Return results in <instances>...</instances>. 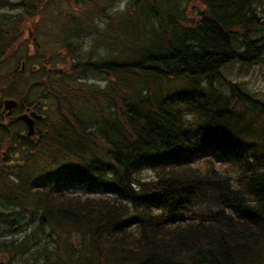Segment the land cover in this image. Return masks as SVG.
<instances>
[{"label": "trees", "instance_id": "trees-1", "mask_svg": "<svg viewBox=\"0 0 264 264\" xmlns=\"http://www.w3.org/2000/svg\"><path fill=\"white\" fill-rule=\"evenodd\" d=\"M179 1L136 0L131 16H110L103 8L106 32L90 19V9L87 15L63 12L69 30L86 24L93 28L80 31L98 37L89 43L65 37L73 60L68 67L57 69L48 58L32 70L28 89L39 87L38 93L25 94L18 106L43 110L36 140L24 135L25 126H4L0 99V201L40 216L23 241L5 239L0 250L28 249L47 225L51 240L34 251L30 264H262L264 101L237 83L228 81L226 92L216 82L234 63L264 62V0H198L204 9L196 20ZM157 2L165 5L159 25H141L138 19ZM1 4L23 6L14 23L0 16L3 55L19 42L21 26L37 25L43 11L30 1ZM17 22L18 30L11 26ZM108 42L117 52L107 57L77 52H96ZM32 48L29 58L42 55L38 43ZM15 72L0 74V95L19 80ZM89 73L106 75L109 84L79 80ZM44 100L54 107L44 111ZM17 150L27 159L13 160ZM41 158L44 171L35 164ZM220 158L234 168L222 169ZM201 159L206 167L192 164ZM147 169L153 178L143 179ZM5 170L38 176L21 186L4 179ZM74 187L114 195L81 196ZM74 236L82 240L75 243Z\"/></svg>", "mask_w": 264, "mask_h": 264}, {"label": "rangeland", "instance_id": "rangeland-1", "mask_svg": "<svg viewBox=\"0 0 264 264\" xmlns=\"http://www.w3.org/2000/svg\"><path fill=\"white\" fill-rule=\"evenodd\" d=\"M15 1H27L31 2L33 5L42 9L43 13L39 15V19L37 20V25H25L21 26L20 24L17 25H11L12 27L16 26V30H18L19 25L21 26V30L19 31V42H17L11 49H9L6 52H3L1 55L0 50V74H8L13 73L16 70H19V73H16L15 79H19L17 82L13 81V83L9 86V84L6 85V91L0 95V99L3 101L5 99H16L17 101L20 100L25 94L29 95V98H33L37 95L39 87H32L30 90L28 89V85L30 82H32L35 79V76H32V70L42 67L43 61L47 60L48 63H50L53 66H56L57 69H64L68 67L69 62H72L73 60L70 58V55H68L67 50L64 48V40L65 37H68L69 40H73L76 37H79L80 39H87L86 42H91V39L93 36L98 37L96 33L88 32H82L81 26L82 24H74L71 27V30L67 28L68 25H71V21L67 19L68 15H63V12H69L74 13L75 15L83 14L87 15L85 12L87 9L89 12L90 19L92 21H95L99 23V28L102 29V32H106V28L108 26V16H104L100 11H103L107 15L113 16V15H121L126 14L128 16L135 15L137 8H139L138 3L136 0H50V2H46L44 4V0H15ZM189 1L190 4L188 3ZM79 4H77V3ZM92 2L97 5H92ZM140 2V1H139ZM140 4V3H139ZM188 4V5H187ZM81 5V6H80ZM179 7L182 9H185V15L188 18H191L193 20L198 19V16L200 13H198L199 9H204V7L201 5V3L198 0H180L179 1ZM23 6L20 7H11L6 4L0 5V16L2 14L6 15L7 19L10 23H14L17 20L15 17V14L17 13L19 16H23L22 12ZM139 13V10L137 11ZM117 13V14H116ZM264 17V14H263ZM187 18V19H188ZM133 20V19H132ZM135 21V19H134ZM132 21V22H134ZM31 23V22H30ZM29 23V24H30ZM66 23V25H64ZM65 26L66 30L62 31V27ZM120 27L121 29L128 30L130 27L128 25H114V27ZM145 26H151V25H145ZM83 28L90 27L89 25H83ZM127 29H126V28ZM147 27V29H148ZM262 30V29H261ZM60 32L69 33L68 36H60ZM96 32V31H95ZM264 34V31L262 30V33ZM34 42L38 43V48L40 51H42V55L34 56L30 58L28 55L33 54V45ZM96 52H92L89 50L87 51H77L84 54V57H107V55L115 54L114 49L111 48L109 42L108 44H105L104 46H101V43L99 44ZM116 46L119 48L122 47L120 44V41L116 44ZM75 49H78L77 46H74ZM113 52V53H112ZM30 53V54H29ZM46 57L45 59L42 57ZM22 66V67H20ZM21 70V71H20ZM225 78H222L216 82V86L219 87L222 90H228L229 82H234L239 85L243 93H249L252 95V97L263 100L264 101V62L253 64L251 66H244L240 63H234L230 65L228 68L224 71ZM9 77V76H7ZM7 77L1 82V84L8 81ZM14 79V80H15ZM79 80L89 82V83H96L100 86H104L108 79L106 76L102 74H94L89 73L88 75H81L79 77ZM54 107L53 102L44 100L43 102V108ZM46 109L44 108V111ZM47 111V110H46ZM34 139V138H31ZM16 158L11 155V158L16 161H24L27 159L25 153L23 151H16L15 152ZM223 158H220L217 163L220 164L219 166L224 169V167L229 164L230 168L233 169L235 164L230 162H223ZM15 161V162H16ZM223 164H221V162ZM46 162H44V159H40L37 161L36 168L39 171V169H43L44 171L46 169V166L44 165ZM194 166H201L206 167L205 160L201 159L198 161H195L193 163ZM41 171V172H42ZM47 171V170H46ZM6 173H3L4 179L6 180H13V183L20 182V185L22 186L25 184V181L29 183L32 179L36 178L38 176L37 171H32L29 174L25 176L23 173H18L17 171L13 172V170L6 171ZM1 177V176H0ZM143 179H150L154 177V170L147 169L143 173ZM0 182H2L0 180ZM26 185V184H25ZM19 185H17L18 188H21V190L24 189ZM6 186H3V188ZM18 191V190H16ZM73 193L80 194L81 196H87V195H93V196H106V197H113L114 194L109 193H102V192H96V193H88L81 187H74L72 190ZM5 200H7L6 196L4 197ZM4 201V200H3ZM7 204H4L2 201H0V219L4 221H0V242H3L5 239L12 240L16 239L19 242L21 239H23L27 233H30L33 229L37 227V225L40 223V217L35 214V212L32 211V209L29 210H20L18 206L15 204H8V201H5ZM27 204V203H26ZM29 205V204H27ZM26 208V207H25ZM45 231H41V234L38 237H34L31 239L30 247L25 250H17V252H14L12 249L11 251H5L0 250V264H30L31 258L34 257V251L36 249H43L44 243L47 240H51V237L48 235V232L50 231V226H45ZM81 236H74L73 241L75 243H78L82 240L80 238ZM35 241H38V243H35ZM53 241V240H52ZM52 243L50 241V247L52 246ZM54 246V245H53ZM260 255V262L264 264V249L263 254L261 252ZM43 257V256H42Z\"/></svg>", "mask_w": 264, "mask_h": 264}, {"label": "bare ground", "instance_id": "bare-ground-1", "mask_svg": "<svg viewBox=\"0 0 264 264\" xmlns=\"http://www.w3.org/2000/svg\"><path fill=\"white\" fill-rule=\"evenodd\" d=\"M164 7H165V5L163 3H161V2H157V3L153 4V5H151L150 8L147 10V12L144 13L138 19V21L140 22L141 25H151V24L153 25V23L155 25H159V22L157 21L159 19V17H157V15H158L157 13H158V11L162 10ZM104 76H106V75H104ZM107 79H108V81H107V83L104 86H102L103 88L107 87V85L109 84V78L107 77ZM172 87H173L174 90H178V91H181V89H182L180 86H178L176 84H173ZM228 90H229V87H228ZM228 90H226V92H228ZM24 109L28 113H31V114L37 113V114L41 115V118L40 119L44 118V112H43V110H37L36 108L31 107V106H26ZM6 125L7 126H10L9 123H6ZM90 177H91L92 180H95L96 179V177L93 176V174ZM104 193H106V192H104ZM98 196H102V195H98ZM190 211H192V210H190Z\"/></svg>", "mask_w": 264, "mask_h": 264}, {"label": "water", "instance_id": "water-1", "mask_svg": "<svg viewBox=\"0 0 264 264\" xmlns=\"http://www.w3.org/2000/svg\"><path fill=\"white\" fill-rule=\"evenodd\" d=\"M18 104V101L15 99H5L4 100V108L5 110L11 111L14 107H16ZM16 119H22L25 120V122L28 125V134L33 135L35 133V119L41 118V115L34 113L33 116H30L28 113H22L16 117Z\"/></svg>", "mask_w": 264, "mask_h": 264}]
</instances>
